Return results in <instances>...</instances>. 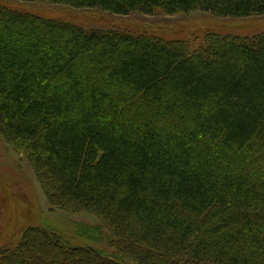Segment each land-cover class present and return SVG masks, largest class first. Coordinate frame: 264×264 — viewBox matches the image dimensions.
<instances>
[{
    "label": "trees",
    "instance_id": "1",
    "mask_svg": "<svg viewBox=\"0 0 264 264\" xmlns=\"http://www.w3.org/2000/svg\"><path fill=\"white\" fill-rule=\"evenodd\" d=\"M19 1L116 16L264 15V0ZM0 136L47 203L96 216L115 252L66 250L37 229L62 259L37 257L24 233L0 264H264V33L209 36L190 52L0 5Z\"/></svg>",
    "mask_w": 264,
    "mask_h": 264
},
{
    "label": "rangeland",
    "instance_id": "2",
    "mask_svg": "<svg viewBox=\"0 0 264 264\" xmlns=\"http://www.w3.org/2000/svg\"><path fill=\"white\" fill-rule=\"evenodd\" d=\"M0 5L18 12L69 23L86 32L118 31L133 36H149L164 42L181 43L190 52L202 47L209 36L230 35L251 39L264 33V15L234 19L215 17L199 11L174 15L155 11L150 15L132 12L126 16H116L45 1L0 0ZM37 229L58 235L62 241L61 246L66 250L89 247L106 254V258L113 257L115 253L109 247L111 245L105 237L107 234L96 216L89 213H70L47 203L46 195L23 153L7 144L0 136V259L1 256L16 251L24 233L29 247L34 246L39 251L37 257L50 255L57 260L62 259L60 251L54 246V237L47 240V249L39 246L38 243L47 238L39 236ZM101 235L105 237L102 241L104 243H99L102 239L98 237ZM21 248L23 247L19 248V253L23 255ZM72 255L77 258L85 256H78L77 253ZM28 258L24 256L19 259L28 264ZM120 262L135 264L131 261Z\"/></svg>",
    "mask_w": 264,
    "mask_h": 264
}]
</instances>
